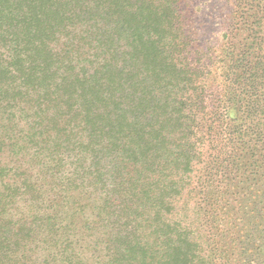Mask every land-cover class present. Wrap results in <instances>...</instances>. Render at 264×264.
<instances>
[{
  "label": "trees",
  "instance_id": "1",
  "mask_svg": "<svg viewBox=\"0 0 264 264\" xmlns=\"http://www.w3.org/2000/svg\"><path fill=\"white\" fill-rule=\"evenodd\" d=\"M187 4L0 0V264H222L174 216L264 172V0L206 52Z\"/></svg>",
  "mask_w": 264,
  "mask_h": 264
},
{
  "label": "rangeland",
  "instance_id": "2",
  "mask_svg": "<svg viewBox=\"0 0 264 264\" xmlns=\"http://www.w3.org/2000/svg\"><path fill=\"white\" fill-rule=\"evenodd\" d=\"M233 4L234 0H188L183 7L192 39L201 50L222 44ZM195 168L174 220L185 225L206 250L209 239L215 238L224 251L222 264H264V172L238 173L235 183L229 184L220 172L204 171L202 164Z\"/></svg>",
  "mask_w": 264,
  "mask_h": 264
}]
</instances>
